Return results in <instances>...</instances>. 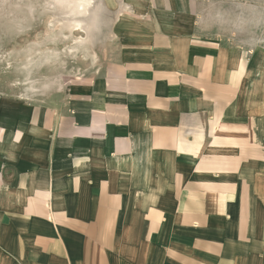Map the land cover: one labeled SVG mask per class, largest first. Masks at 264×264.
<instances>
[{
    "label": "crops",
    "instance_id": "1",
    "mask_svg": "<svg viewBox=\"0 0 264 264\" xmlns=\"http://www.w3.org/2000/svg\"><path fill=\"white\" fill-rule=\"evenodd\" d=\"M118 3L135 56L0 104V264H264V0Z\"/></svg>",
    "mask_w": 264,
    "mask_h": 264
},
{
    "label": "rangeland",
    "instance_id": "2",
    "mask_svg": "<svg viewBox=\"0 0 264 264\" xmlns=\"http://www.w3.org/2000/svg\"><path fill=\"white\" fill-rule=\"evenodd\" d=\"M79 1L0 0V104L18 111L51 103L70 78L136 55L110 36L120 26L118 0H90L85 12Z\"/></svg>",
    "mask_w": 264,
    "mask_h": 264
},
{
    "label": "bare ground",
    "instance_id": "3",
    "mask_svg": "<svg viewBox=\"0 0 264 264\" xmlns=\"http://www.w3.org/2000/svg\"><path fill=\"white\" fill-rule=\"evenodd\" d=\"M78 2V1H77ZM66 3V2H65ZM71 3V2H70ZM90 4V0H86V1H79V4L76 6L77 7V9H80V8H82L81 10H82V12L84 11H86V7H88V5ZM75 7V8H76ZM74 8V9H75ZM73 9V8H72ZM72 9H70V10H72ZM73 9V10H74ZM78 11V10H77ZM79 12V11H78ZM87 13V12H86ZM77 14V13H76ZM84 14V13H83ZM77 27H79L78 25H77Z\"/></svg>",
    "mask_w": 264,
    "mask_h": 264
}]
</instances>
